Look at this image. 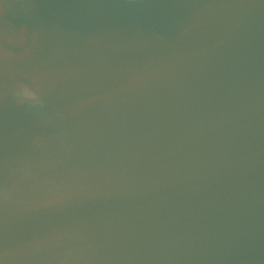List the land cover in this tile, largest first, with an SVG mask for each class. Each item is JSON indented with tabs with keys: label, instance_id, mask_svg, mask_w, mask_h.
Instances as JSON below:
<instances>
[{
	"label": "water",
	"instance_id": "95a60500",
	"mask_svg": "<svg viewBox=\"0 0 264 264\" xmlns=\"http://www.w3.org/2000/svg\"><path fill=\"white\" fill-rule=\"evenodd\" d=\"M0 264H264V0H0Z\"/></svg>",
	"mask_w": 264,
	"mask_h": 264
},
{
	"label": "clouds",
	"instance_id": "9594fccd",
	"mask_svg": "<svg viewBox=\"0 0 264 264\" xmlns=\"http://www.w3.org/2000/svg\"><path fill=\"white\" fill-rule=\"evenodd\" d=\"M14 96L18 103L32 108H43L44 102L39 93L33 88L24 84H17L14 89Z\"/></svg>",
	"mask_w": 264,
	"mask_h": 264
}]
</instances>
